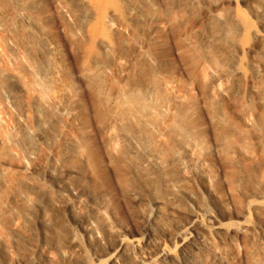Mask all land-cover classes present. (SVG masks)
<instances>
[{
	"label": "bare ground",
	"instance_id": "1",
	"mask_svg": "<svg viewBox=\"0 0 264 264\" xmlns=\"http://www.w3.org/2000/svg\"><path fill=\"white\" fill-rule=\"evenodd\" d=\"M236 2L0 0V264H236L239 235L264 264L210 176L237 210L264 189V34Z\"/></svg>",
	"mask_w": 264,
	"mask_h": 264
},
{
	"label": "rangeland",
	"instance_id": "2",
	"mask_svg": "<svg viewBox=\"0 0 264 264\" xmlns=\"http://www.w3.org/2000/svg\"><path fill=\"white\" fill-rule=\"evenodd\" d=\"M236 3L237 4L235 5L237 6L233 7V11H235V13L238 14L241 19L253 26L255 30L264 34V15L257 17L250 13V7H253L259 11H264V0H237ZM2 34H4V31L3 28L0 27V36ZM0 52H2V50ZM3 55L5 57L3 56L4 59L2 57L3 61L1 63H3V65H6V67L11 66L9 65L11 64V62H9V54H6L4 52ZM7 57L9 58V61H7ZM7 62H9V64ZM177 64L179 67H181L180 63ZM244 103L246 104V102ZM206 143L208 149L213 152L215 148L212 138L207 136ZM254 165V167L257 169V172H260L261 168L259 165H257V162ZM243 167L244 165L240 164L236 166V169L243 171ZM231 171L232 169L226 166L222 160L217 159L213 164L212 172H210V176L214 180L215 187L213 189L215 191V196L218 197V199H220L225 206V210H221V212L219 213V215L221 216L219 219V223H223L224 225H222L224 226V228H232L234 230L245 225L254 227L256 233L255 239L257 241V244L258 246L260 244L259 248L264 250V221L256 224L255 210V208H264V189L261 188V194L258 197L251 194L244 195V197H238L239 193L237 191L235 195L241 200V202L244 204L243 207L245 208L244 210H237L235 207V198L233 196V193L228 190L226 181V177ZM191 186L196 189L198 188V183H194ZM190 205L192 206V204L188 203V208L194 209L192 208L193 206L191 207ZM234 245L236 264H245L244 247L242 243V237L240 235L236 238ZM12 259H14V256H11L9 260L4 262L3 264H9L10 262V264H23L21 262H12Z\"/></svg>",
	"mask_w": 264,
	"mask_h": 264
}]
</instances>
